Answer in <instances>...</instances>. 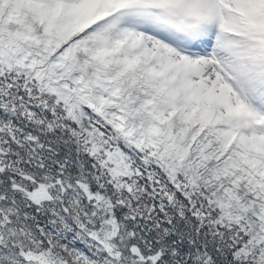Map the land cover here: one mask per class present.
I'll return each mask as SVG.
<instances>
[{
	"label": "snow or ice",
	"instance_id": "snow-or-ice-1",
	"mask_svg": "<svg viewBox=\"0 0 264 264\" xmlns=\"http://www.w3.org/2000/svg\"><path fill=\"white\" fill-rule=\"evenodd\" d=\"M0 264H264V0H0Z\"/></svg>",
	"mask_w": 264,
	"mask_h": 264
}]
</instances>
